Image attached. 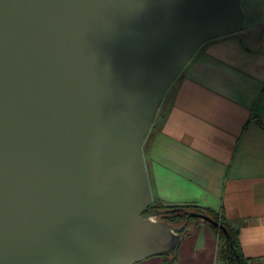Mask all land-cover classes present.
Returning <instances> with one entry per match:
<instances>
[{
	"label": "water",
	"instance_id": "95a60500",
	"mask_svg": "<svg viewBox=\"0 0 264 264\" xmlns=\"http://www.w3.org/2000/svg\"><path fill=\"white\" fill-rule=\"evenodd\" d=\"M241 2L0 0V264L177 248L187 223L147 211L143 142L202 44L244 29Z\"/></svg>",
	"mask_w": 264,
	"mask_h": 264
},
{
	"label": "crops",
	"instance_id": "0c3cea01",
	"mask_svg": "<svg viewBox=\"0 0 264 264\" xmlns=\"http://www.w3.org/2000/svg\"><path fill=\"white\" fill-rule=\"evenodd\" d=\"M264 19L203 43L153 122L145 148L152 195L223 213L238 226L247 264H264ZM204 222L183 237L175 260L132 264H224Z\"/></svg>",
	"mask_w": 264,
	"mask_h": 264
},
{
	"label": "trees",
	"instance_id": "16d2710c",
	"mask_svg": "<svg viewBox=\"0 0 264 264\" xmlns=\"http://www.w3.org/2000/svg\"><path fill=\"white\" fill-rule=\"evenodd\" d=\"M183 69L180 71V73L171 83L162 101L159 103L157 110L155 111L152 124H151V128L143 142L144 154H145V148H146L147 141L149 139V136L151 135V130L153 128V122L155 120V117L157 116L158 113L161 114V110L165 105L168 92L170 89H172L173 85L179 78ZM147 211H157L158 212L157 218L159 220L165 221L172 225H182L184 222H186L188 228L186 229L183 237L191 233L196 224H198L199 222H204L216 234L217 241H218L216 256L219 260H222L224 264H247V258L244 256L241 250L240 242H239L238 226L226 220L221 211L214 210L212 208L199 205L197 203H192V202H184V203H176V204L175 203H165L159 200L155 196H153V201L151 205L147 208ZM190 212L204 214L208 216L210 220L217 222L220 226L214 225L209 220H201L198 216H192L189 214ZM176 250L177 248L172 253L161 254L165 258V263H169L175 260Z\"/></svg>",
	"mask_w": 264,
	"mask_h": 264
},
{
	"label": "rangeland",
	"instance_id": "374dc122",
	"mask_svg": "<svg viewBox=\"0 0 264 264\" xmlns=\"http://www.w3.org/2000/svg\"><path fill=\"white\" fill-rule=\"evenodd\" d=\"M242 8L245 12V25L253 20L264 19V0H242ZM258 29L264 30V22L258 25ZM171 89L168 94H170ZM221 264V262H219Z\"/></svg>",
	"mask_w": 264,
	"mask_h": 264
},
{
	"label": "built area",
	"instance_id": "2783aa9c",
	"mask_svg": "<svg viewBox=\"0 0 264 264\" xmlns=\"http://www.w3.org/2000/svg\"><path fill=\"white\" fill-rule=\"evenodd\" d=\"M260 122H261L262 124H264V116H262V117L260 118Z\"/></svg>",
	"mask_w": 264,
	"mask_h": 264
}]
</instances>
